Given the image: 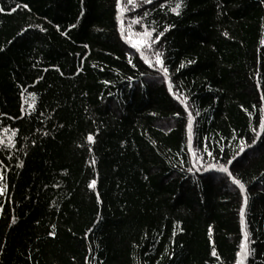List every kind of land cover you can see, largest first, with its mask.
I'll list each match as a JSON object with an SVG mask.
<instances>
[{"label":"trees","instance_id":"trees-1","mask_svg":"<svg viewBox=\"0 0 264 264\" xmlns=\"http://www.w3.org/2000/svg\"><path fill=\"white\" fill-rule=\"evenodd\" d=\"M121 7L0 0V264H264V0Z\"/></svg>","mask_w":264,"mask_h":264},{"label":"snow or ice","instance_id":"snow-or-ice-1","mask_svg":"<svg viewBox=\"0 0 264 264\" xmlns=\"http://www.w3.org/2000/svg\"><path fill=\"white\" fill-rule=\"evenodd\" d=\"M133 2V0H128V3L131 4ZM145 3H151V0H144ZM161 7H163V5H161ZM181 8V4L179 2L176 3L175 7L170 8L169 10L173 13L178 14L179 9ZM116 11H117V22L118 24L121 22L120 17L124 11V9L121 7V0H116ZM133 23H136V21H133ZM121 32V37L124 38L123 36V28L119 29ZM168 29L165 28L164 31H167ZM151 35V32L145 31L142 33V37H148ZM160 35H163V32L160 33ZM156 39H159V36L156 37ZM128 42L131 44V47L136 49L137 52H141V58L144 60L145 64H148L149 67H153V65L149 62V60L147 58H145L143 56L141 47L142 45L147 44V40L146 39H139L136 42H132L130 39L128 40ZM262 43H264V41H262ZM129 63H131V61H129ZM155 63L157 65H162V61L160 59V54H157L156 56V61ZM180 67H184V64L181 63ZM164 75H165V82L167 83V69H164ZM169 91L171 92V88H169ZM31 95V99H32V103H29L28 107L31 108L33 107V104L35 103V95L34 94H30ZM188 131H189V138H191V132H192V122H191V118H189V122H188ZM259 135V134H257ZM87 140L89 142L92 141V136L89 135L87 137ZM253 143H255V141H253ZM241 151H243V149H241ZM239 154V153H238ZM229 163H231V161H229ZM221 172H225L228 173L229 170L226 167H221L218 169ZM229 176L231 178V173H229ZM232 182L236 185H238V187L241 189V192L243 193L244 190V184L241 183L240 180L238 179H233ZM94 183V182H93ZM93 186V184H89V187L91 188ZM241 225L243 226L244 224V219H243V208H241ZM241 231L243 232V227L241 229ZM49 235H52V233H49ZM245 239L241 240L240 244H239V251H237L235 253V256L237 257L236 260V264H244V259L247 258L248 256L251 255V250H249L247 244L245 243V240L247 239V233H244ZM212 255L215 256V250H213Z\"/></svg>","mask_w":264,"mask_h":264},{"label":"rangeland","instance_id":"rangeland-1","mask_svg":"<svg viewBox=\"0 0 264 264\" xmlns=\"http://www.w3.org/2000/svg\"><path fill=\"white\" fill-rule=\"evenodd\" d=\"M131 35H134V34H132L131 32H126V37H128V40L130 39L133 43L136 42V41L139 40V39H146L145 37H142V33H140V32L137 34V38H138V39H134V38H132ZM143 46H144V45H142V47H143ZM244 239H245V236H244ZM244 239H243V240H244ZM245 243L247 244L246 240H245Z\"/></svg>","mask_w":264,"mask_h":264}]
</instances>
